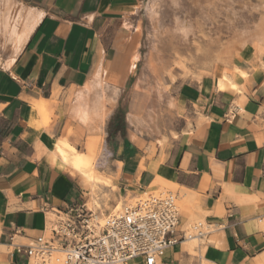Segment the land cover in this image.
Masks as SVG:
<instances>
[{"label":"crops","instance_id":"obj_1","mask_svg":"<svg viewBox=\"0 0 264 264\" xmlns=\"http://www.w3.org/2000/svg\"><path fill=\"white\" fill-rule=\"evenodd\" d=\"M140 5L0 0V264H31L17 248L43 234L52 209L84 202L105 215L165 181L183 201L180 226L203 220L212 231L157 264H264V51L234 54L226 78L219 67L176 87L167 143L147 158L121 104L137 71ZM97 134L110 185L93 195L54 149L66 142L92 163Z\"/></svg>","mask_w":264,"mask_h":264},{"label":"rangeland","instance_id":"obj_2","mask_svg":"<svg viewBox=\"0 0 264 264\" xmlns=\"http://www.w3.org/2000/svg\"><path fill=\"white\" fill-rule=\"evenodd\" d=\"M140 2L137 71L122 94L121 104L135 143L150 158L157 147L163 148L167 143L173 117L171 96L176 87L188 79L198 80L219 67H227L234 54L244 48L257 53V44L264 38V0ZM133 115L138 117V122ZM88 140L93 142L88 148L92 165L98 171L96 162L103 157L102 137L97 134ZM143 191L145 194L139 195L128 192L125 198L119 199L120 205L149 192H177L178 188L165 181ZM177 205L181 214L180 197ZM197 222L204 221H190L182 228Z\"/></svg>","mask_w":264,"mask_h":264},{"label":"built area","instance_id":"obj_3","mask_svg":"<svg viewBox=\"0 0 264 264\" xmlns=\"http://www.w3.org/2000/svg\"><path fill=\"white\" fill-rule=\"evenodd\" d=\"M177 200V192H149L105 215L84 202L52 209L43 234L17 251L35 264H157L168 247L212 231L205 222L182 228Z\"/></svg>","mask_w":264,"mask_h":264},{"label":"bare ground","instance_id":"obj_4","mask_svg":"<svg viewBox=\"0 0 264 264\" xmlns=\"http://www.w3.org/2000/svg\"><path fill=\"white\" fill-rule=\"evenodd\" d=\"M256 51H257V54L263 53V51H264V38L260 42H258ZM236 69H237V67H236ZM135 71H136V65H135V63H133L132 67H131V72H135ZM219 74L223 78L227 77L226 73H225V68H222L219 71ZM240 74L241 73H239V75ZM54 150H55V153L59 156V160L63 165L70 166L72 169H74L81 176L85 185L91 191V193H93L96 188H100L102 186H108L109 178L105 177L103 174H101L100 172L95 170V167L92 165V163L87 161V159H85L83 157V155L80 151L75 150L72 146H70L66 142H57L56 149H54ZM160 181L161 180H159V182ZM171 186L176 188V185H174V184H171ZM95 197H97V196H95ZM118 204L119 203H117L116 207H118ZM93 206H94V208L99 207L96 199H94V198H93ZM262 262H264V255L262 257Z\"/></svg>","mask_w":264,"mask_h":264}]
</instances>
